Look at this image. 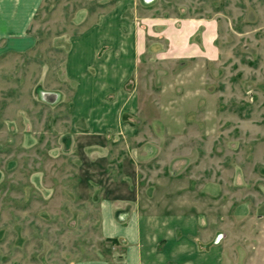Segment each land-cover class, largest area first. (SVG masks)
I'll use <instances>...</instances> for the list:
<instances>
[{
  "label": "rangeland",
  "instance_id": "rangeland-1",
  "mask_svg": "<svg viewBox=\"0 0 264 264\" xmlns=\"http://www.w3.org/2000/svg\"><path fill=\"white\" fill-rule=\"evenodd\" d=\"M194 20L190 36L181 21ZM29 33L30 49L0 44V264L122 252L102 237L99 208L80 188L89 135L105 139L116 182H130L132 168L134 182L166 185L164 199L212 185L234 210L264 205V0H45ZM83 42L113 61L79 63L93 52ZM108 65L123 76L102 99L110 110L97 127L74 124L78 78Z\"/></svg>",
  "mask_w": 264,
  "mask_h": 264
},
{
  "label": "crops",
  "instance_id": "crops-1",
  "mask_svg": "<svg viewBox=\"0 0 264 264\" xmlns=\"http://www.w3.org/2000/svg\"><path fill=\"white\" fill-rule=\"evenodd\" d=\"M44 1L0 0V44L3 47L24 51L34 46L35 40L29 33L30 22ZM88 15L79 24L84 23ZM182 24L184 28L192 26L190 36L201 26L196 20L186 22L187 25L181 21ZM108 26H104L103 32ZM208 26V29L203 26L205 48L214 37L212 25ZM83 45L93 52L81 59L78 57L79 63L99 65L113 61L114 57L109 55L98 61L96 45L85 42ZM115 70L113 65H108L95 75L84 73L78 78L79 86L73 99L74 124L84 117L86 126L93 128L97 127L94 122L105 117L110 107L105 109L102 99L117 91V80L123 78ZM94 137L89 135L84 141V149H91L93 154L84 170L85 183L81 182L80 188L84 193H92L91 201L99 208L102 237L122 245V252L109 261L76 264H264V211H260L264 205H260V201L256 202L257 214L253 206L246 204L234 210L233 202L228 204L222 196L212 197L211 191H221L212 185L204 186L201 195L196 194L195 185L184 187L181 194L180 189H169L167 192L174 194L164 199L160 191L167 188L166 185L134 182L132 168L127 171L132 175L130 182H116L104 168L109 163L101 154L107 143L104 138Z\"/></svg>",
  "mask_w": 264,
  "mask_h": 264
}]
</instances>
